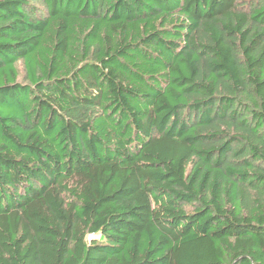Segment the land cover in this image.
<instances>
[{
	"label": "trees",
	"instance_id": "obj_1",
	"mask_svg": "<svg viewBox=\"0 0 264 264\" xmlns=\"http://www.w3.org/2000/svg\"><path fill=\"white\" fill-rule=\"evenodd\" d=\"M0 264H264V0H0Z\"/></svg>",
	"mask_w": 264,
	"mask_h": 264
},
{
	"label": "rangeland",
	"instance_id": "obj_2",
	"mask_svg": "<svg viewBox=\"0 0 264 264\" xmlns=\"http://www.w3.org/2000/svg\"><path fill=\"white\" fill-rule=\"evenodd\" d=\"M92 239L98 240L99 237H98V236H92V237L90 238V240H92Z\"/></svg>",
	"mask_w": 264,
	"mask_h": 264
}]
</instances>
